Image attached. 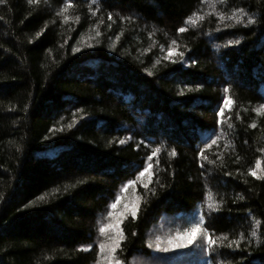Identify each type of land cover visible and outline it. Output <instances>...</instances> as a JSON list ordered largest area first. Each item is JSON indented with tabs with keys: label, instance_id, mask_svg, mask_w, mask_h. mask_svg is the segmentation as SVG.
<instances>
[{
	"label": "trees",
	"instance_id": "16d2710c",
	"mask_svg": "<svg viewBox=\"0 0 264 264\" xmlns=\"http://www.w3.org/2000/svg\"><path fill=\"white\" fill-rule=\"evenodd\" d=\"M262 107L264 0H4L0 264H101L111 204L149 164L122 264L200 216L214 251L189 264H264Z\"/></svg>",
	"mask_w": 264,
	"mask_h": 264
},
{
	"label": "snow or ice",
	"instance_id": "6c2138e0",
	"mask_svg": "<svg viewBox=\"0 0 264 264\" xmlns=\"http://www.w3.org/2000/svg\"><path fill=\"white\" fill-rule=\"evenodd\" d=\"M4 0H0V3H3ZM28 2L31 4L33 3V0H28ZM221 2H224V0H221ZM93 3H95V0H93ZM71 2L68 4V7H71ZM66 10V9H65ZM239 11V15H236L235 13L233 14V16H229L227 17V19L232 20V19H236L238 22H243V18H244V9L241 8L238 10ZM108 18L112 19V14L109 13L108 14ZM221 19H225V17L222 15L220 17ZM67 17H65V20L67 21ZM78 19V18H77ZM248 23L251 24L253 23V21L251 19L248 20ZM186 29L185 28H180L178 29L179 32H184ZM173 44L176 43V41H172ZM74 51H79V49H74ZM181 57L183 56V53L180 54ZM225 91H228L227 89H225ZM232 103L231 99L228 97L224 98V106L221 107L219 109L218 115L223 117L224 116V110L225 108H227L230 104ZM257 112L260 111H264V107H262L261 109H257ZM229 127H231V125H229ZM252 127H255V125H252ZM121 144L124 143V141H120ZM212 144H216V140H212L211 141ZM161 151V149L156 148L152 155H156L157 153H159ZM173 155H175V153H172ZM201 156H203V152L200 153ZM148 160L151 161L152 160V156L148 157ZM259 165V162H258ZM152 165L149 164L147 167L144 168L143 171L139 172V176L143 177L145 175V173H147L149 171V169H151ZM249 174L256 177L257 179H260L259 176H257L256 171L254 170H249ZM130 184H134L135 180L130 181ZM145 188L148 187L147 184L143 185ZM41 199H44L43 197H41ZM119 201V197H117V202ZM117 207V203H112L111 204V208L115 209ZM212 205L209 204V208L211 209ZM130 215L132 217L133 220H135L137 218V208L133 207L131 209ZM113 213L109 212L108 213V217H112ZM120 220H116L115 223H108L103 225L102 227H100L99 232L100 234H102L105 239L103 241L99 242V257L100 260L103 261V264H122L121 259L119 258V256L117 255V250L121 247V242L126 238L125 237V233L122 230V228L120 227ZM204 223V217L200 216L199 219L195 222L192 223L191 227L188 229V231L186 232H177L175 236H170L167 238L166 242L164 243V247H161V243L162 241L158 238L156 241L155 246L162 250V251H168L169 247H173V248H182L187 246L188 244L192 243L194 236L196 233H199L202 231L201 229V225ZM109 229H112L113 231H109ZM206 231V230H205ZM133 235H135V233H133ZM253 235H255V232H253ZM225 239H227V237H225ZM236 243V242H230L229 243V248L232 247V245ZM215 244V241L212 239L211 235L209 234L206 237V246H207V250L209 252L214 251L213 245ZM149 248L153 247L152 243H149L147 245ZM92 245H89L87 250H91ZM236 247L239 248V244H236ZM99 264V262H98Z\"/></svg>",
	"mask_w": 264,
	"mask_h": 264
},
{
	"label": "rangeland",
	"instance_id": "374dc122",
	"mask_svg": "<svg viewBox=\"0 0 264 264\" xmlns=\"http://www.w3.org/2000/svg\"><path fill=\"white\" fill-rule=\"evenodd\" d=\"M151 173L150 170L145 173L143 177H139L138 181L134 184H128L123 188L121 193L119 194V201L117 203V207L115 209L111 208L110 212L113 213V216L110 218L107 217L104 219L101 227L108 223H115L116 220H120L121 223L130 215L131 209L133 207L138 208L139 206V197L137 196L138 186H143L147 184L150 179ZM120 223V227H121ZM177 222L172 219L164 220L163 224L156 227L154 232L152 233L151 243L153 244L152 249L158 252H164L163 256L157 255L151 264H189L192 261H198L199 257L203 252H206V235L202 232L196 233L192 243L188 244L182 248H173L169 247L168 251H162L158 249L155 244L157 239L159 238L162 243L161 247H164V243L167 238L170 236H175L177 232H186L185 229L180 227ZM109 231H113L109 229ZM105 237L101 234V241H103ZM206 247V248H204ZM185 261L183 262V260ZM149 260H145L142 258H135L132 264H148ZM103 264V261L101 262Z\"/></svg>",
	"mask_w": 264,
	"mask_h": 264
}]
</instances>
